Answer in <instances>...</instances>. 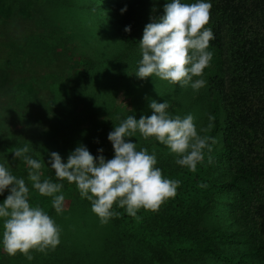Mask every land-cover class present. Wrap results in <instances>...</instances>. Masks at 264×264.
I'll list each match as a JSON object with an SVG mask.
<instances>
[{"label": "trees", "instance_id": "obj_1", "mask_svg": "<svg viewBox=\"0 0 264 264\" xmlns=\"http://www.w3.org/2000/svg\"><path fill=\"white\" fill-rule=\"evenodd\" d=\"M118 1L97 0L87 5L89 10L105 11L92 15L94 21L89 25L92 31L96 28L104 34L95 35L99 46L112 31L108 16L113 13L115 17ZM64 2L29 0L27 7L32 10L24 15L7 13L4 4H0V144L8 146L0 149V162L6 160L16 177L19 168L8 155H13L14 148L25 145L33 148L35 155L41 154L37 155L38 160L43 159L45 168L50 158L46 151L59 153L66 162L68 155L83 145V140L91 143L83 146L93 156L103 149L106 160L113 158L107 136L126 119L102 109L93 102V88L77 83L72 77L75 65H82L85 60L84 52L64 46L62 38L40 36L46 32L47 24L60 29L57 14L53 13V23L47 15L48 10ZM206 2L212 5L206 27L212 29L214 39L210 41L213 57L205 78L213 125L221 118V150L227 174L219 183L209 182L210 185L195 176L192 181L199 185L197 190L193 185L190 187L185 174L177 175V170L156 165L165 178L180 182L176 195L156 212L141 209L137 213L139 221L114 205L113 211L119 216L107 224L92 216L89 201L75 198L79 195L75 184H63L62 194L73 195L69 204L64 205L65 211L57 214L50 197L44 207L61 229L59 245L47 254L33 252L31 261L20 254L9 257L0 249V264H189L197 262L195 255L222 257L232 264H264V0ZM37 36L44 41L36 39ZM30 40L35 43L32 48ZM131 41L133 46L125 49L126 65L138 64L142 58L139 45ZM111 44H115L113 40ZM151 101L144 103L149 114H152ZM28 187L30 204L39 205L40 198L34 196V189L31 192L30 182ZM210 188L233 190L234 216L245 228L243 233L249 234L245 241H251V250L246 255L231 257L208 245L206 241L211 236L201 233L199 217H176L177 212L186 208L188 215L206 212L197 195L207 193ZM6 197L0 195V203ZM190 233H194L190 252H195L191 256L183 250V245L190 242Z\"/></svg>", "mask_w": 264, "mask_h": 264}, {"label": "clouds", "instance_id": "obj_2", "mask_svg": "<svg viewBox=\"0 0 264 264\" xmlns=\"http://www.w3.org/2000/svg\"><path fill=\"white\" fill-rule=\"evenodd\" d=\"M211 7L206 0H196L195 3L171 0L165 3L163 15L150 17V22L143 29L138 43L142 58L135 76L140 80L155 76L181 88L190 85L194 91L203 88L206 85L203 73L210 67L213 57L208 49L214 34L210 27H206L210 22ZM126 10V7L121 9V13ZM124 30L130 32V26ZM194 77L198 79L193 81ZM149 107L152 111L150 116L142 115L137 120L128 115L108 133L107 139L114 152L111 159H105L103 149H98V155L93 156L83 145H78L66 162L57 152L49 154L48 163L56 179L75 184L81 199L90 202L91 211L102 224L119 216L113 211L114 205L125 209L128 216L139 221L141 217L137 213L141 209L158 211L176 195L180 185L178 180L165 178L162 170L156 167L155 152L150 154L147 148L137 150L136 143L129 138L139 133L144 140L157 141L176 157L177 165L193 172L204 160L205 150L210 153V144L215 143L207 135H202L208 129H197L193 115L183 118L171 115L167 101H151ZM30 151L34 150L27 145L14 148L13 160L23 159L28 167L27 182L40 196L51 197L52 208L59 214L65 202L61 191L64 185L43 178L45 163L43 159L32 158ZM27 182L12 174L6 160L0 163V195L8 192L0 203V249L9 257L20 254L31 261L33 252L47 254L55 250L60 243L61 229L42 207L30 204Z\"/></svg>", "mask_w": 264, "mask_h": 264}, {"label": "rangeland", "instance_id": "obj_3", "mask_svg": "<svg viewBox=\"0 0 264 264\" xmlns=\"http://www.w3.org/2000/svg\"><path fill=\"white\" fill-rule=\"evenodd\" d=\"M8 1L9 0H0V4L3 3L6 7L7 13L24 15L32 10L27 7L29 0ZM95 1L97 0H65V2L57 8L48 10L47 19L50 23H53V13H56V20H58L60 29L58 30V28L47 24L46 32L42 33L40 36H43L44 39L51 38L52 40L62 38L60 41L64 40V46L68 45L71 46L70 48L72 50L77 48L80 53L84 52L85 60L82 65L74 64L75 68L73 69L74 72H72V77L75 78L77 83L91 86L93 88V102L98 103L104 110H110L111 114L123 116L124 118H127L128 115H133L137 120H139L142 115L150 116V112L145 109L144 106L145 101L150 99L157 103L167 101L170 105L169 112L173 116L179 115L183 118L188 114L193 115L198 130L201 128L208 129L207 133H202V135H207L210 140L215 141V143L210 144L212 149L210 153L205 150L204 160L197 164L195 172L190 171L186 167L177 165L175 163L176 157L169 154L168 149L157 141L152 139L144 140L139 133L129 139L131 142L136 143L137 150L147 148L150 154L155 152L158 166L165 165L171 170H177V175L185 174V180L190 184V187L193 185V187L198 190L196 186L199 185H196V183L192 181L195 176H199L202 179L201 183L208 182L206 185H210L209 182L219 183L227 174V168H225L226 160L221 150L222 124H219L220 118L217 122L218 124L215 126L213 125L209 88L205 78L207 77L206 69L203 73V79L206 81V85L198 91H194L190 85L181 88L178 85H171L166 81H162L155 76L140 80L135 76L138 64H129L127 62L126 65L123 63L126 54L125 49L128 45L133 46L131 40L136 41L138 44L142 38L144 27L150 22V17L162 16L165 3H169L171 0L118 1L115 6L117 9L115 17L113 13H110L111 15L108 16L110 25L112 24V31L107 34V38L105 35L100 46L99 40L95 35L102 36L104 35L103 32L96 28L92 31L89 27L94 21L92 15H102L105 12L103 9H88L87 5ZM32 2H34V0H32ZM182 2L195 3L196 0H182ZM125 7L127 10L122 14L121 9ZM128 26H130L131 30L126 33L124 29ZM109 35L111 36L110 38ZM38 37L39 36L35 38L44 41L43 38ZM111 40H113L115 44L112 45ZM32 41L34 40L29 41V46L31 48L32 45H35V43L32 44ZM111 50L113 51L111 52ZM208 51H210V48ZM37 52V54L40 53L38 49ZM47 56L52 57L51 55ZM195 79L198 78L194 77L193 81ZM44 84L46 85L45 81ZM97 95H99V97H97ZM150 103L151 102H149V104ZM127 109H131V111L128 112ZM82 143L83 145L89 144V142L85 140H83ZM3 146L8 148L5 144H3ZM3 146L0 144V149H3ZM39 150L41 151L42 148ZM46 152L50 154L52 151ZM8 156L13 159V155ZM30 156L34 159H38L34 151ZM209 157H211V159H209ZM14 161L16 162L13 164L17 165L19 168L18 178H24L27 182V165L23 162L22 158H17ZM46 166L47 167L43 169V178H50L52 182H61L64 185L69 184L67 181H58L55 177L54 170L51 169V165L47 164ZM197 183L200 184L199 181ZM205 192L207 193L198 194L197 199L200 201L201 205L203 204L207 209L206 212L201 214L192 212L188 215L186 208L184 211L181 210L177 212L176 217H199L198 227L201 233L211 236L206 241L208 245L216 247L218 251L231 257L246 255L247 252L251 250V241H245V239H248L249 234L245 235L243 233V231H246L245 228L239 225V222L236 221L234 216L233 190L210 188ZM59 194L60 193H58V195ZM7 195L8 192L5 191L4 196ZM63 195L65 197L64 205L67 206L70 198H73V195H67L65 193ZM34 196L37 197V199L40 198L39 206L47 211L44 207L45 201L49 197L40 196L37 192ZM75 198L81 199L80 195ZM190 200L192 199L190 198ZM50 203L52 204V201ZM33 205H35V202H33ZM63 211H65V208H63ZM91 213L94 218L99 220L93 212ZM92 216L89 214L90 219H92ZM203 229L206 230V233L203 232ZM193 235L194 233H190V242L183 245L184 253L188 252L189 256L195 254V252H190L194 244L192 240ZM1 252L4 253L2 249ZM195 257L197 262H190L189 264H232L222 257L201 255H195ZM247 258H251V256H247ZM259 264H263V262H259Z\"/></svg>", "mask_w": 264, "mask_h": 264}]
</instances>
